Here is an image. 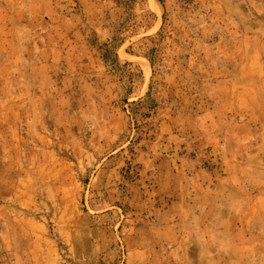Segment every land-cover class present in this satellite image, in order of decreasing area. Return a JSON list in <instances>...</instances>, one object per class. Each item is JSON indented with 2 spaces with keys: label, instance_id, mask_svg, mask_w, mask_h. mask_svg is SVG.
<instances>
[{
  "label": "rangeland",
  "instance_id": "rangeland-1",
  "mask_svg": "<svg viewBox=\"0 0 264 264\" xmlns=\"http://www.w3.org/2000/svg\"><path fill=\"white\" fill-rule=\"evenodd\" d=\"M0 264H264V0H0Z\"/></svg>",
  "mask_w": 264,
  "mask_h": 264
},
{
  "label": "trees",
  "instance_id": "trees-1",
  "mask_svg": "<svg viewBox=\"0 0 264 264\" xmlns=\"http://www.w3.org/2000/svg\"><path fill=\"white\" fill-rule=\"evenodd\" d=\"M121 1V0H120Z\"/></svg>",
  "mask_w": 264,
  "mask_h": 264
}]
</instances>
